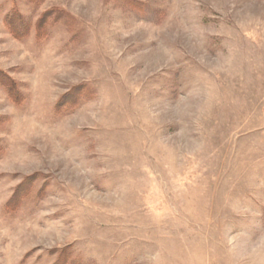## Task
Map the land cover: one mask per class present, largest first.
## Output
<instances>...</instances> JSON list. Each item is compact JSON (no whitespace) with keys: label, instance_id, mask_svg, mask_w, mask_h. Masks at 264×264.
Instances as JSON below:
<instances>
[{"label":"rangeland","instance_id":"rangeland-1","mask_svg":"<svg viewBox=\"0 0 264 264\" xmlns=\"http://www.w3.org/2000/svg\"><path fill=\"white\" fill-rule=\"evenodd\" d=\"M0 74V264H264V0H0Z\"/></svg>","mask_w":264,"mask_h":264},{"label":"trees","instance_id":"trees-1","mask_svg":"<svg viewBox=\"0 0 264 264\" xmlns=\"http://www.w3.org/2000/svg\"><path fill=\"white\" fill-rule=\"evenodd\" d=\"M18 11H16V9H11V11L9 12V14L6 16L5 18V24L7 25V27L11 30V32H15L14 34H16L17 36H20L18 39L23 40L25 39V37L28 36V32L30 31L29 26L27 25V23H23L20 21V16L17 13ZM36 28L39 31V34H41V23L36 25ZM1 75V74H0ZM4 76V75H1ZM0 76V77H1ZM5 77V76H4ZM1 83H3V86L7 87V90L9 92H13L17 94V90L14 87V85L11 83V81L5 77L4 81ZM14 95V94H13Z\"/></svg>","mask_w":264,"mask_h":264}]
</instances>
